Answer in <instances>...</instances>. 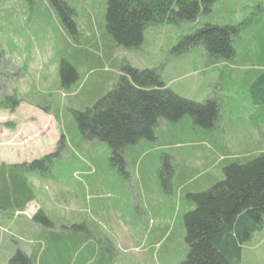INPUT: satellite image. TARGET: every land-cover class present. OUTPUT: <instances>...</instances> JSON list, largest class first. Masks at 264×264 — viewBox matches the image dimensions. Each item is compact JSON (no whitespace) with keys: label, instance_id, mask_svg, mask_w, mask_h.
I'll list each match as a JSON object with an SVG mask.
<instances>
[{"label":"rangeland","instance_id":"1","mask_svg":"<svg viewBox=\"0 0 264 264\" xmlns=\"http://www.w3.org/2000/svg\"><path fill=\"white\" fill-rule=\"evenodd\" d=\"M65 1L77 12L79 37L75 40L61 25L48 0H0V95L17 92L22 100L13 112L0 109V162L41 159L56 152L63 133L66 146L60 149L54 163L48 169H36L30 178L36 199L29 203L25 216L33 217L42 207L57 226H75L71 230L77 233H102L109 238L105 246L111 264H180L188 253L183 216L190 209L188 195L198 190L197 183L176 191L177 184L172 179L170 189L166 185L172 192L167 200L157 201L153 189L162 186L161 180L157 184L155 179L164 161L169 168L174 166L178 170L182 163H187L182 157L190 148L185 143L194 142L192 135L179 136L180 141L159 137L144 148L127 152L123 172L118 166L120 159L112 160L108 143L81 140L71 111L93 105L103 94L97 89L107 88L104 79L111 78L115 83L116 72L126 64L143 68L162 65L167 69L165 74L172 76L174 73H169L168 66L173 60H191L187 66L190 72L181 66L176 70L178 80L173 88L196 101L221 95V116L227 123L233 147L243 149L242 139L237 138L242 136L246 144L254 147L252 153L257 154L264 149V145L258 149L257 142L261 139L257 127H264V107L251 104L249 85L245 84L248 66L242 64V59L249 49L260 46V36L264 39V31L260 34L259 30L261 23L252 21L240 34L236 44L239 60L230 65L236 72L234 86L228 82L227 73L222 80V64L204 66L203 59L201 63L197 61L204 49L182 52L174 46L209 22L242 24L253 13H259L255 6L261 0H224L209 17L152 26L148 30L149 47L132 50L118 45L116 49L111 47L105 31L108 0ZM258 17L264 21V12ZM95 47L99 49L98 56L90 53H96ZM62 60L76 67L79 74L78 82L69 88L62 85ZM67 75L71 77L72 73ZM91 90L92 97L87 101ZM238 125L247 127L245 131L249 133L239 132ZM251 128L258 130L255 136ZM40 171L45 175H39ZM211 172L217 170L213 168ZM1 215L0 236L5 241H0V264H9L13 255L7 254L5 244L14 237L15 246L28 248L34 243L31 234L40 228L32 224L28 226V234L19 233L15 228L19 217L13 223L9 216ZM99 247L96 243L95 263L102 253ZM52 256L47 253L46 258ZM72 257L71 264H82V254L75 253ZM17 262L25 263L21 259ZM241 264H264V217L262 227L244 244Z\"/></svg>","mask_w":264,"mask_h":264},{"label":"trees","instance_id":"2","mask_svg":"<svg viewBox=\"0 0 264 264\" xmlns=\"http://www.w3.org/2000/svg\"><path fill=\"white\" fill-rule=\"evenodd\" d=\"M48 1L68 35L74 40L76 36L79 37L75 9L65 0ZM222 1L224 0H108L105 31L111 47L115 49L117 45L131 50L149 47L148 30L152 26L181 24L209 17ZM255 8L259 13L264 12V0ZM259 13H253L242 24L206 23L194 33L182 37L174 49L182 52L204 49L197 61L203 59L204 66L222 64V80L227 73L230 77L228 82L234 86L236 72L230 65L237 64L239 60L236 44L242 31L252 21L261 23L260 34L264 31V21L260 16L256 18ZM174 39L171 36V40ZM258 44L260 46L257 49L252 47L245 52L242 64L248 66L245 84L249 85L251 104L264 107L262 36ZM98 50L95 47L96 53L90 52L91 55H100ZM110 57L113 58L112 54ZM183 61L186 62L173 60L168 67ZM164 68L162 65L143 68L126 64L122 70L119 71L118 68L119 72L115 76V80H118L115 83L111 78L104 79L107 88L97 89L103 94L93 105H88L84 110L71 111L81 140L108 143L112 160L119 158L121 164L118 166L125 172L124 157L127 152L144 148L149 142H156L159 137L180 141L179 136L192 135L190 138L194 142L185 143L190 148L182 157L187 159V163H182L178 170L174 166L169 168L164 161L158 171L159 176L155 179L157 184L160 179L162 186L153 189L157 201L159 198L167 200V196L172 194L168 191L172 179L177 184L176 191L184 190L188 184L197 183L198 190L188 195L187 207L190 209L183 216L188 253L180 264H241L244 244L263 225L264 149L253 154L254 147L246 144L242 136L237 138L242 139L240 147L243 149L233 147L227 123L221 116V95L214 94L203 101L187 98L165 82ZM67 72H71L72 76L68 77ZM60 75L64 88H69L72 84L74 86L79 79L76 67L65 60L61 61ZM226 85L228 86L227 82ZM92 94L91 90L87 101ZM21 102L17 92L0 95V109L13 112ZM36 106L47 110V107L40 104ZM236 129L244 132L243 134L249 133L244 126L238 125ZM257 129V135L261 138L257 142L261 146L264 145V127ZM250 131L256 135L253 128ZM65 146V135L61 133L56 152L32 162L0 164V214L9 216L13 223L19 217L15 226L19 233L28 234V226L32 224L40 228L39 232L31 234V239L34 240L30 245L33 246L32 249L27 245L29 249L25 246L16 250L9 264L19 263V259L25 261L23 264H71L75 253L83 255L82 264H111L109 251L105 246V243H109V238L102 233H77L71 230L75 226H57L42 207L33 217L25 216L29 203L36 199L35 190L30 183L31 176H34L36 169L50 168L60 149ZM213 168L217 172H211ZM37 173L45 175L41 171ZM170 198L174 201L173 196ZM96 243L100 245L102 253L99 262L95 263ZM47 253L53 255L49 260L46 258Z\"/></svg>","mask_w":264,"mask_h":264},{"label":"crops","instance_id":"3","mask_svg":"<svg viewBox=\"0 0 264 264\" xmlns=\"http://www.w3.org/2000/svg\"><path fill=\"white\" fill-rule=\"evenodd\" d=\"M191 63V60H186V62L185 61H183V62H177L174 66H172V67H170V68H168V70H170V74H172V73H174V75H169V74H165L166 72H167V69H163V76H164V80H165V82L173 89V90H175L177 93H179V94H181V95H183V96H185V97H187V98H190L188 95H185V94H183V92H181V91H179V90H177V89H174L173 88V85L175 84V80H178L177 78H178V76H177V74H176V70H178L179 68H180V66L181 67H184V69L185 70H187V72H190V70L188 69V65ZM199 63H201V60L199 61ZM210 89H211V87H210ZM210 96V95H209ZM207 98H210V97H207ZM207 98H205V99H207ZM205 99H202V100H205ZM194 100V99H193ZM202 100H197V101H202ZM196 101V100H195ZM9 157H11V156H9ZM3 162H5V163H8V164H15V163H22V162H20V161H1L0 162V164L1 163H3ZM23 162H28V161H23ZM1 224V223H0ZM2 236H0V241L2 242V241H5V238H1ZM13 240H15L14 239V237H13V239L11 240V242H8V243H6L5 244V251L7 252V254L8 255H12L16 250H18V249H20V247L17 245V246H15L14 244H13ZM9 244H10V247H11V249H10V247H9Z\"/></svg>","mask_w":264,"mask_h":264}]
</instances>
